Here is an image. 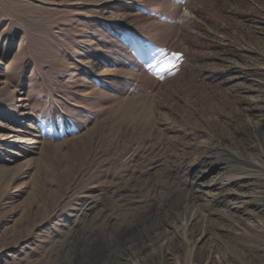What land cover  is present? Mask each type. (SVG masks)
Masks as SVG:
<instances>
[{
    "label": "rangeland",
    "instance_id": "1",
    "mask_svg": "<svg viewBox=\"0 0 264 264\" xmlns=\"http://www.w3.org/2000/svg\"><path fill=\"white\" fill-rule=\"evenodd\" d=\"M0 264H264V0H0Z\"/></svg>",
    "mask_w": 264,
    "mask_h": 264
},
{
    "label": "bare ground",
    "instance_id": "2",
    "mask_svg": "<svg viewBox=\"0 0 264 264\" xmlns=\"http://www.w3.org/2000/svg\"><path fill=\"white\" fill-rule=\"evenodd\" d=\"M142 91V90H141ZM146 123H148V121L146 122ZM191 150V149H190ZM214 159V163L213 162H211L212 164H215V165H218L220 168H221V164L219 163V162H217V159H215V158H211V160H213ZM213 166V165H212ZM217 167V166H216ZM207 170V169H206ZM252 227V226H251ZM246 239V238H245ZM246 242V241H245Z\"/></svg>",
    "mask_w": 264,
    "mask_h": 264
}]
</instances>
